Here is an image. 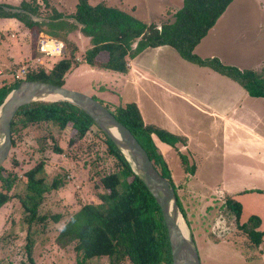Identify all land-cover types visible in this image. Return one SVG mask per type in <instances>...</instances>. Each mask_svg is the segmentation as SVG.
<instances>
[{"label":"rangeland","instance_id":"1","mask_svg":"<svg viewBox=\"0 0 264 264\" xmlns=\"http://www.w3.org/2000/svg\"><path fill=\"white\" fill-rule=\"evenodd\" d=\"M22 1L0 3L19 6ZM37 1L43 16L51 8L74 14L78 4V0H48L46 7L43 0ZM90 1L118 8L156 26L173 22L183 4V0ZM39 38H32L16 20L0 19V87L9 86L18 75L25 77L33 63L49 72V65L59 57L42 53L39 45L48 36ZM21 40L30 45L26 54L20 50ZM68 40L78 46L76 56L82 60L91 47L89 39L77 31L68 35ZM195 52L243 70L263 71L264 0H235ZM132 65L130 73L120 75L81 64L67 76L64 87L108 103L113 110L120 103L137 102L145 123L169 132L181 131L189 137L186 152L179 145L180 150H172L164 158L170 161L168 167L187 207L193 232L185 220L195 237L201 264H264V242L260 248H250L249 239L240 229L250 215L264 219V100L249 96L238 83L213 69L184 60L168 46L146 49L132 60ZM70 135L66 133L60 141L64 154L43 155L38 151L34 130L17 134V143L3 164L5 169L22 175L46 157L49 178L66 174L67 183L47 195L40 208L41 215L61 214L59 223L48 221L28 229L17 199L0 209V264H21L26 245L33 240L38 264H77L72 249H62L55 238L82 203L95 201V172L105 166L104 162L96 166L95 153L104 151V139L103 135L89 136L69 147ZM181 152L187 166L197 165L196 174L180 167ZM254 187L257 189H248ZM228 198L243 205L239 222L225 206ZM14 255L17 259L12 262ZM88 264H109V260L95 258Z\"/></svg>","mask_w":264,"mask_h":264},{"label":"trees","instance_id":"2","mask_svg":"<svg viewBox=\"0 0 264 264\" xmlns=\"http://www.w3.org/2000/svg\"><path fill=\"white\" fill-rule=\"evenodd\" d=\"M43 1L48 7V0ZM234 1L183 0L174 21L161 26L148 25L128 12L102 2L92 4L90 0H78L74 14L67 15L51 8L46 16H43L42 6L37 0H23L19 6L0 3V19L20 22L30 31L32 38L45 34L49 39L63 43L62 55L49 65V72L40 68V64L33 63L25 77L16 76L18 80L9 86H1L0 105L22 81L64 87L67 76L81 64L126 75L130 71L131 60L148 48L162 46L175 49L181 58L190 63L209 67L232 79L249 96L264 100V70H242L224 64L217 57L202 58L195 52ZM33 17L43 18V21H34ZM77 31L86 36L91 45L82 60L76 56L78 46L68 40V35ZM100 103L132 132L147 151L157 171L171 183L178 205L193 232L187 207L156 143L158 140L175 148L178 144L186 145V138L145 123L135 102L120 103L114 110L108 103ZM30 128L34 130L38 151L43 155L64 154L66 150L60 141L66 133L72 135L69 147L89 136L103 135L104 139V154L95 153L96 166L101 162L105 165L102 170L95 172L98 176L94 184L95 201L82 203L65 222L55 238L59 247L68 252L72 249L77 264H88L92 259L102 257L108 258L109 264H172L168 231L160 206L118 147L84 110L68 101H38L21 107L12 121V147L17 143V134ZM180 155L185 164L187 159ZM107 160H110V164H106ZM46 168V157L22 175L0 167V209L17 199L25 214L28 229L33 224L48 221L59 223L62 220L61 214H40L45 197L64 188L67 183L66 174H57L50 179ZM19 188H22L21 192ZM225 206L239 222L243 205L234 198H228ZM261 223L258 216L251 215L240 224V229L249 239L250 248H260L262 244L264 231L260 229ZM34 245V240L26 245L21 264H38ZM15 259L16 255L12 262Z\"/></svg>","mask_w":264,"mask_h":264},{"label":"water","instance_id":"3","mask_svg":"<svg viewBox=\"0 0 264 264\" xmlns=\"http://www.w3.org/2000/svg\"><path fill=\"white\" fill-rule=\"evenodd\" d=\"M33 20L42 22L43 18L33 17ZM38 101H68L84 110L118 147L160 206L168 231L172 264H201L196 243L178 205L173 186L157 171L132 132L104 104L88 94L38 81L19 83L0 105V134L3 135L0 167L12 149L11 127L15 115L21 107ZM112 129L116 136L111 133Z\"/></svg>","mask_w":264,"mask_h":264},{"label":"crops","instance_id":"4","mask_svg":"<svg viewBox=\"0 0 264 264\" xmlns=\"http://www.w3.org/2000/svg\"><path fill=\"white\" fill-rule=\"evenodd\" d=\"M23 34V33H22ZM29 35V34H28ZM23 36H24V34H23ZM25 38H28V37H25ZM21 43L23 44L22 45V47L20 48V50H24V53L26 54V52L28 51V49H29V46L30 45H28V41H24V40H21ZM197 49V48H196ZM213 57V56H212ZM81 66V65H80ZM132 67H133V65H132V60L130 61V71H131V69H132ZM90 68V67H89ZM79 69V68H78ZM78 69H75V70H78ZM91 69V68H90ZM75 70H74V72H75ZM92 70V69H91ZM243 70V69H242ZM130 71H129V73H130ZM246 92V91H245ZM135 103H137V102H135ZM137 105H138V103H137ZM171 133H173V134H175V135H178V136H182V137H184V138H186V140H187V143H186V145H183V144H178L177 145V147H175V148H173V147H170V146H168V145H166V144H163V143H160L158 140H156V143H157V146H158V148H159V150L161 151V153H162V155L165 157V154L166 153H169L170 151H172V150H180V148H179V145H182L183 146V150L186 152V148H187V145H188V143H189V141H190V138L189 137H187L183 132H181V131H176L175 130V132H171ZM189 139V140H188ZM160 144H163V145H166L167 147H162ZM180 153V152H179ZM181 154L182 155H184V153L183 152H181ZM178 155H180V154H178ZM176 156V154H174V156L173 157H175ZM164 159H166V158H164ZM166 161V160H165ZM167 162V161H166ZM169 163H170V161H168L167 162V164L169 165ZM178 163H180V167H182L184 170H186L189 174H196V170H197V165H194V164H191L190 165V167L189 166H187L186 164L184 165L183 163H181V162H178ZM189 163V162H188ZM235 185V184H234ZM246 188H244V189H242V188H240V189H238V190H240V191H243V190H245ZM249 190H256L257 188H248ZM247 190V189H246ZM234 197L235 198H237V196H235L234 195ZM238 201V200H237ZM262 203V202H261ZM260 203V204H261ZM263 204V203H262ZM254 212V211H253ZM251 216V215H250ZM249 216V217H250ZM262 220V225H261V227H263V228H260L262 231H264V219H261ZM264 242V237H263V240H262V243Z\"/></svg>","mask_w":264,"mask_h":264},{"label":"built area","instance_id":"5","mask_svg":"<svg viewBox=\"0 0 264 264\" xmlns=\"http://www.w3.org/2000/svg\"><path fill=\"white\" fill-rule=\"evenodd\" d=\"M40 51L46 55L52 56V57H59L62 55L63 52V43L58 40H52V39H43V41L39 45ZM23 74H26V70L23 68L22 70ZM19 77H22L18 75Z\"/></svg>","mask_w":264,"mask_h":264},{"label":"bare ground","instance_id":"6","mask_svg":"<svg viewBox=\"0 0 264 264\" xmlns=\"http://www.w3.org/2000/svg\"><path fill=\"white\" fill-rule=\"evenodd\" d=\"M111 131V133L113 134V135H115L116 136V132H115V130L114 129H112V130H110ZM2 142H3V135L2 134H0V145L2 144ZM183 227V226H182Z\"/></svg>","mask_w":264,"mask_h":264}]
</instances>
